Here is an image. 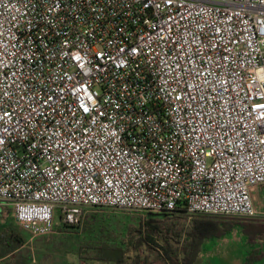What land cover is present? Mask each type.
<instances>
[{
	"label": "built area",
	"instance_id": "built-area-1",
	"mask_svg": "<svg viewBox=\"0 0 264 264\" xmlns=\"http://www.w3.org/2000/svg\"><path fill=\"white\" fill-rule=\"evenodd\" d=\"M264 0H0V208L264 218Z\"/></svg>",
	"mask_w": 264,
	"mask_h": 264
},
{
	"label": "trees",
	"instance_id": "trees-1",
	"mask_svg": "<svg viewBox=\"0 0 264 264\" xmlns=\"http://www.w3.org/2000/svg\"><path fill=\"white\" fill-rule=\"evenodd\" d=\"M101 210L106 209H87L79 225L61 224L58 227L61 232L82 236L79 246L81 261L105 264H202L206 243L221 240L233 231L240 230L251 246L264 242V221L190 215L186 210L162 215L128 212L130 218L122 220L115 215L100 214ZM8 212L13 214L12 209H8ZM119 226L120 230L117 229ZM27 240L28 237L15 224L11 225L0 234V259L10 258L25 246ZM262 261L264 251L257 248L244 264Z\"/></svg>",
	"mask_w": 264,
	"mask_h": 264
},
{
	"label": "rangeland",
	"instance_id": "rangeland-1",
	"mask_svg": "<svg viewBox=\"0 0 264 264\" xmlns=\"http://www.w3.org/2000/svg\"><path fill=\"white\" fill-rule=\"evenodd\" d=\"M252 197L259 208L264 210V190L253 193ZM255 207L258 208L256 205ZM96 212L99 211L97 210ZM100 214L115 215L122 220H128L130 218L128 212L118 210H101ZM133 215L143 216V214ZM225 218L232 219L238 217ZM13 224L21 230L24 236L28 237V240L25 246L11 255L10 258L5 260L0 259V264H105L101 262L88 263L80 260L79 246L82 236L72 232L59 231L58 227L60 226V222L58 215H56V228L52 234L47 236H34L23 231L18 226L15 222L14 214H9L8 209H4L3 211L1 209L0 234L7 231ZM117 229L120 230L121 226ZM226 244H231V249H226L224 247ZM254 248L255 246H251L248 243L247 237L240 230H236L221 240L207 242L201 263L209 264L208 261H212V264H238L239 262V264H243L247 261V258L253 252ZM231 252L233 255H231Z\"/></svg>",
	"mask_w": 264,
	"mask_h": 264
},
{
	"label": "crops",
	"instance_id": "crops-1",
	"mask_svg": "<svg viewBox=\"0 0 264 264\" xmlns=\"http://www.w3.org/2000/svg\"><path fill=\"white\" fill-rule=\"evenodd\" d=\"M264 190V186L263 187H261V188H258L256 191H255V193H257V192H261V191H263ZM255 201V200H254ZM255 203V205L258 207L257 209L259 210V212L260 213H264V210L263 209H260L259 208V206L256 204V202H254ZM2 209V211L4 210L3 208H0V210ZM250 220H255V221H264V218H259V219H250ZM242 244V243H241ZM227 245V246H226ZM224 247H226V249L227 248H230V245L231 244H226ZM243 245H244V243H243ZM257 248H261L263 251H264V242H262V243H259V244H257L256 246H255V248H254V250L255 249H257ZM231 249V248H230ZM236 253V252H235ZM231 255H233V253L231 252ZM226 257H227V253H226ZM223 259H225V258H223ZM208 260H209V258H208ZM209 262V264H212L210 261H208ZM240 263V262H239ZM238 263V264H239ZM264 263V261H262V262H259V263H256V264H263ZM244 264V263H243Z\"/></svg>",
	"mask_w": 264,
	"mask_h": 264
}]
</instances>
